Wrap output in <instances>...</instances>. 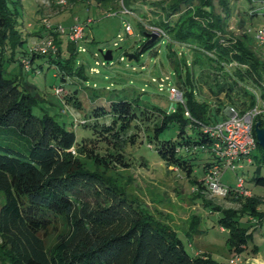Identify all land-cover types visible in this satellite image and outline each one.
<instances>
[{"label":"trees","instance_id":"obj_1","mask_svg":"<svg viewBox=\"0 0 264 264\" xmlns=\"http://www.w3.org/2000/svg\"><path fill=\"white\" fill-rule=\"evenodd\" d=\"M81 1L126 8L136 16L143 34L148 32L146 25L162 30L164 34L153 41L146 37L139 53L145 49L158 53L165 43L172 81L182 90L189 116L178 103L173 109L163 110L140 105L138 98L117 94L115 98H105L103 103L92 101L84 117L93 121L85 118L79 122L90 128L92 135L77 141L74 130L66 129L47 113L33 112L38 101L35 85L17 74L5 75V62L15 60L18 44L24 40L17 19L20 1L0 0V134L18 135L21 139L17 146L0 140V191L4 196L0 207V264H225L203 253L190 254L171 226L155 219L98 172L86 169L81 158L96 166L109 167V161H114L122 168L130 167L123 148L136 143V130L142 124L147 129L149 147L164 165L184 173L201 189L199 180L192 177L197 157L191 155L197 150L209 153V160L200 164L203 174L212 163V156L204 147L214 141L205 127L223 120L226 106L244 113L256 104L257 94L261 112L254 121L264 127V58L251 47L250 36L230 30L229 19L236 11L233 4L237 0ZM246 1L249 10L237 9L236 25L251 32L242 14L264 18V11H252L263 1ZM148 15L153 16L154 22L146 20ZM41 27L32 33L37 37L35 41L53 38L57 49L39 54L30 47L29 53L21 52L19 65L26 71H35L36 57L59 64L60 79L66 80L65 75H69V84L74 83L70 92L62 95L63 99L74 109H82L76 84L87 76L81 65H70L72 56L79 52L77 46L68 40L70 55L63 62L60 34L46 29L42 23ZM179 46L193 51L190 60L184 52L179 54ZM24 61L29 68L24 67ZM199 83L206 85L217 99L215 105L198 94ZM102 95L100 91L94 97ZM171 126L177 128L176 137L160 139V133ZM102 147L104 154L100 152ZM255 149L261 155L259 159L251 155L249 165L255 164V168L250 180L264 186V176L260 175L264 149L257 141ZM91 188L95 189L96 198L103 196L102 201L83 200L84 192ZM226 198L239 200L241 207H215L222 213L218 223L229 229L230 249L243 252L250 235L246 227L248 218H241L244 214L264 216V211L256 209L260 198L233 193ZM196 220L193 217L191 224L195 225Z\"/></svg>","mask_w":264,"mask_h":264},{"label":"rangeland","instance_id":"obj_2","mask_svg":"<svg viewBox=\"0 0 264 264\" xmlns=\"http://www.w3.org/2000/svg\"><path fill=\"white\" fill-rule=\"evenodd\" d=\"M19 1L18 28L24 42L18 44L15 60L5 62V75L17 74L20 77H25L26 80L36 86L38 101L33 107L35 114H49L66 129L74 130L77 141H80L83 137L92 135L90 128L83 127L79 123L86 118L84 115L90 108L92 101L103 103L104 99L109 96L115 98L118 95H125L129 99L138 98L140 105L143 103L154 105L163 110H170L171 106L177 105L175 101L169 99L168 94L169 85L173 84V70L168 65L165 56V43H162L158 53H153L150 49H145L139 53L146 37L136 16L124 13L121 8L115 9L111 5L97 6L94 2L88 3L81 0H67L64 6H58L55 0ZM233 7L236 11L239 9L241 12L249 10V4L246 0H237ZM37 9H40V13H37ZM236 11L232 13L229 19L230 30L241 34L244 32L250 36L251 47L264 58V49L259 46L255 38V30L264 26V18L262 16L250 18L242 14L245 25L251 29L249 32L237 28L236 23L239 17ZM41 17L49 18L50 23L54 26L62 25L65 28L76 23L77 20L80 23H84L88 17L93 20L84 29L82 46L85 50L73 55V62L70 63L73 68L79 65L84 67L87 76L86 80L76 84L82 109H74L63 99L62 95L69 93L70 86L73 87L74 83L69 84V75H65L66 80L60 79L59 64L49 63L46 57H36L34 59L35 71H26L19 65L21 52L29 53L32 43L37 39L32 33L42 29ZM146 20L154 22L153 16L148 15ZM127 24L130 25L132 34H127L125 29ZM148 32L150 31L148 30ZM59 38L61 40L62 60L65 62L64 59L70 55L67 49V35L60 34ZM100 50H111L112 60L110 62L104 61ZM177 50L180 55L184 52L188 60L193 56L191 49L179 46ZM131 55L133 57L128 59V56ZM39 64H41L40 67ZM164 76H168L169 79L160 88L158 78ZM70 80L72 81V79ZM57 86L63 87L64 93L61 96L55 94L54 89ZM100 91H103V97L95 99L94 94ZM198 94L202 98L214 102V105L217 103V99L211 96L207 86L202 83L198 84ZM220 98L225 100L223 94ZM225 104L228 103L225 102ZM226 108L227 106L224 108L225 114ZM106 118H102V120L108 121L109 119ZM88 121L92 122L93 119ZM136 131L138 132L136 143L134 145L126 144L123 148V154L130 162V167L122 168L114 161L109 160V167L106 165L96 166L89 159L82 157L83 166L90 171L98 172L113 186L120 188L127 198L154 215L155 219L171 226L190 254L203 253L217 262L229 264L228 260L235 252L240 253L242 257V262L239 264H248L245 260L249 258H257L260 263H264V216L254 217L255 221L251 222L249 221L251 216L244 214L241 220L248 218L246 227L250 237L243 252L232 251L227 244L229 229L224 227L221 230L218 219L222 213L217 211L215 207L238 210L241 207V202L231 198L209 199L201 191L192 193L191 188L196 184L185 177L184 173L181 174L175 169L167 168L156 151L149 147L145 126L141 124V128ZM176 131L177 128L171 126L162 131L159 138H175ZM17 136H9L2 132L0 140L17 146V143L21 141ZM100 152L104 154L105 148L102 147ZM252 155L259 159L261 151L254 149ZM191 156L197 157L194 158L192 177L200 180L202 177L200 164L208 161L210 155L207 152L197 150ZM245 166L244 171L241 169L236 171L223 170L221 182L233 188L236 185L237 177H241L244 180V186L250 191L251 197L260 198L261 204L256 209L264 211V186L256 185L250 180L254 173L255 164H245ZM260 175L264 176V165L261 167ZM96 189L101 191L100 187H96ZM94 191V188L86 190L83 200L90 203H94L96 200L102 201L103 196L96 198L93 195ZM3 201L4 196L0 191V207ZM193 217L198 221L195 225L191 224L194 223Z\"/></svg>","mask_w":264,"mask_h":264},{"label":"built area","instance_id":"obj_3","mask_svg":"<svg viewBox=\"0 0 264 264\" xmlns=\"http://www.w3.org/2000/svg\"><path fill=\"white\" fill-rule=\"evenodd\" d=\"M55 1L58 6H64L67 3V0ZM262 1L263 2H261V4L252 11L257 10V12L262 13V11H264V0ZM122 12L130 13V11L124 7L122 8ZM92 21L93 20L88 17L84 23H80L77 20L76 23L65 28L62 25H52L47 17H43L41 19V23L46 27V29L53 30L58 34H66L67 39L77 46L78 51L85 50L82 46L84 42V29L86 25L90 24ZM145 27L150 32H154L159 35L164 34L162 30L156 26L146 25ZM125 29L128 34H132L130 25L127 24ZM255 38L259 46L264 49V26L258 27L255 30ZM31 49L39 54H47L49 51L54 52L57 47L53 38H46L41 39L38 42H33ZM120 60H122V57H120ZM24 67L29 68L27 61H24ZM168 79V76L158 78L160 88ZM153 80L156 81L155 78H153ZM54 91L56 95L61 96L63 88L57 86ZM168 94L170 100L185 107L182 90L177 88L175 85L170 84ZM260 106L261 100L256 94V104L252 108H249L244 113H238L233 106H227L226 117L223 120L205 127V130L208 131L214 138V141L209 145V147H204L205 150L210 152L212 156V163L205 168L202 177L199 180L201 189H199L198 186H194L191 188V192L201 191L209 199L226 198L230 193L242 196H251L250 191L244 186V180L241 177H237L236 185L232 188L221 182V173L225 169L236 171L243 168L245 164L248 165L252 162L251 155L256 147L253 125L255 117L261 112ZM170 108L173 109L172 106ZM184 113L189 116V112L186 107ZM72 152L74 151L72 150ZM250 218L251 222L255 221L253 216ZM223 229L224 227L221 226V230ZM241 262V254L235 252L228 260L229 264H239Z\"/></svg>","mask_w":264,"mask_h":264},{"label":"water","instance_id":"obj_4","mask_svg":"<svg viewBox=\"0 0 264 264\" xmlns=\"http://www.w3.org/2000/svg\"><path fill=\"white\" fill-rule=\"evenodd\" d=\"M145 37L149 38V41H153L156 37H157V33L154 32H144ZM100 53L104 59V61L106 62H110L112 60V51L111 50H100ZM133 56H128V59L132 58ZM254 132H255V136H256V141L258 143V145L264 149V127H261V123L259 121H256L254 123ZM248 264H264V263H260V261H258L257 258H249L247 260Z\"/></svg>","mask_w":264,"mask_h":264},{"label":"crops","instance_id":"obj_5","mask_svg":"<svg viewBox=\"0 0 264 264\" xmlns=\"http://www.w3.org/2000/svg\"><path fill=\"white\" fill-rule=\"evenodd\" d=\"M255 257V256H254Z\"/></svg>","mask_w":264,"mask_h":264}]
</instances>
